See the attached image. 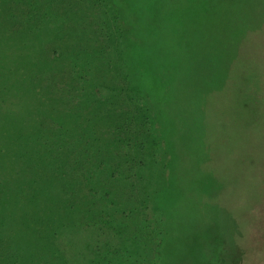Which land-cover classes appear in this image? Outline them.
<instances>
[{
	"label": "rangeland",
	"instance_id": "obj_1",
	"mask_svg": "<svg viewBox=\"0 0 264 264\" xmlns=\"http://www.w3.org/2000/svg\"><path fill=\"white\" fill-rule=\"evenodd\" d=\"M0 11V264H264V0Z\"/></svg>",
	"mask_w": 264,
	"mask_h": 264
},
{
	"label": "trees",
	"instance_id": "obj_2",
	"mask_svg": "<svg viewBox=\"0 0 264 264\" xmlns=\"http://www.w3.org/2000/svg\"><path fill=\"white\" fill-rule=\"evenodd\" d=\"M0 13H1V11H0ZM3 26H4V22H2L0 20V35L2 33ZM98 166L100 168L102 166V164H99ZM0 176H1V173H0ZM100 187H102V183L100 184ZM2 194L3 193L0 192V201L3 199ZM104 204L105 203L101 204V202H99V206L101 205L100 207H102ZM112 206H113V204H109L108 207L105 208L103 206L101 209H98L96 212H88L89 213L88 218H91L90 221L95 222L93 225H91L92 223L89 224L90 225L88 228L89 237L92 235H95L94 232H96L97 234L105 235L107 238H116L118 236V234H119L118 231L116 229H112L110 224H108L106 221L103 220V215L107 216V214H104V211L107 209L108 210L112 209Z\"/></svg>",
	"mask_w": 264,
	"mask_h": 264
}]
</instances>
